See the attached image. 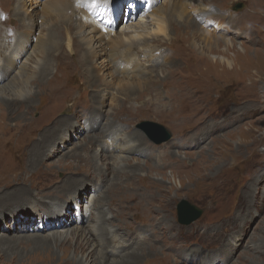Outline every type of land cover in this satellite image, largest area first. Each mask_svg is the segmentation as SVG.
Wrapping results in <instances>:
<instances>
[{
	"label": "rangeland",
	"instance_id": "1",
	"mask_svg": "<svg viewBox=\"0 0 264 264\" xmlns=\"http://www.w3.org/2000/svg\"><path fill=\"white\" fill-rule=\"evenodd\" d=\"M99 1L114 10L113 33L141 31L147 0L135 13L133 0ZM182 1H150L165 23L132 54L148 71L125 79L108 62L115 48L99 58L86 49L80 29L94 25L71 0H0V94L30 92L0 97V264H264V0ZM245 11L234 48L199 49L203 37L233 39L225 30ZM151 48L159 65L145 60ZM56 66L70 93L51 81ZM144 121L169 139L156 144ZM110 133L140 141L141 153L111 151ZM182 200L199 218L180 223ZM99 212L105 230L94 236ZM59 234L62 246H42ZM79 236L89 256L74 252ZM110 236L112 248L128 245L118 256Z\"/></svg>",
	"mask_w": 264,
	"mask_h": 264
},
{
	"label": "bare ground",
	"instance_id": "2",
	"mask_svg": "<svg viewBox=\"0 0 264 264\" xmlns=\"http://www.w3.org/2000/svg\"><path fill=\"white\" fill-rule=\"evenodd\" d=\"M150 1L151 0H147V3H146L147 6H145L144 13L141 15V20H139V23L137 24V29H140L141 31H139V32H133V31L126 32L124 29V31H119L118 33L115 34L112 32V30H110L111 27L114 28L115 23H116L115 14H114V10L112 9V7H109L107 2H100L99 0H97L96 3H91L90 0H71L75 9H80L81 11L84 10L86 12V14L89 16V17L84 16L83 20L84 21H90L94 25V27H92V28L89 27L88 31H86L85 29H82V28L80 29V37H81V40L85 43L86 49H88L90 51V53L93 56H95L96 58L104 56L106 49L109 47H113L116 49V51H111L112 54L110 57L107 55V57H109L108 58L109 59L108 60L109 65L115 74L114 77H116V78H120L121 76H124L125 79H129V77L131 75H134V74L140 75V74H144L148 71L147 70L148 65L144 66V65L138 64L136 59H134L132 54L136 53L137 50L144 51L143 46L140 47L141 43L138 41V40H141L143 35H145V34L147 35L148 32H150V34H152L154 30H158L165 23L164 16L166 15V13L163 14L160 12V13L153 15L152 12H149L153 8V5L150 3ZM168 1H169V4H167V5L168 6L171 5V8L173 10H174V8H176V4L180 5L179 3L183 2L182 0H168ZM132 4L134 5L132 7V9L133 10L136 9L134 11V13H135V12H137V9L140 6V0H133ZM182 5H184V4L182 3ZM43 10L46 11V9H44V8H43ZM258 11H260V13H261V10H258ZM203 13L204 12H202V14L200 15V20H203V19L206 20L207 19V17ZM209 14H211V13H209ZM243 17H247V11H245L241 16L236 17L232 22H230L229 28L227 30H225V34H227L230 31L229 29H231V28L236 31L237 26H238V23L236 21L238 18H240V20H241ZM144 19H147V21H144ZM107 25H109V26H107ZM149 26H152V32H151V29L149 30ZM85 27H87V25ZM129 28H131V27L129 26ZM221 28H222L221 24L215 23V29H221ZM197 31L198 32H196V30H195L194 33L192 34L194 37H196V35L198 33H199L198 37H201V36L203 37V33L206 34L205 31L204 30L202 31L201 28H199V29L197 28ZM244 31L245 30L238 29L234 33L235 37H233V39H231V40L230 39L226 40V39L222 38V39H215L214 41L210 42L208 40V38L204 39V37H203L202 42L204 43V48L201 47L199 49H201L202 51L203 50L210 51L212 49H217L218 46H220V45H224L226 50H230L234 46V43H235L234 39L237 37V35L239 33H242ZM67 39H68V41H70V36L67 35ZM92 41H96V44L91 43ZM239 46H240L239 51L241 53H244L242 45L240 44ZM153 49L154 48H151L150 50H145V54H144L145 60L148 61L149 59H151L155 65H159V63L161 62V59H162V55H161V53L154 54ZM34 60H36V58H34ZM0 63H2V61H0ZM197 63H198V61H197ZM106 66H107V68H109L108 63ZM9 67H11V66H9ZM103 68H104V66H103ZM12 70H14V67H11L10 71H12ZM24 70H25V68L23 67V64H22V66H20L17 69V72L13 76L14 78H12V80L14 79L16 82H21V79L25 76V74H23ZM55 70H56V72H54V75L52 76L51 81L57 86L58 92L62 95L66 94V93H70L69 92L70 84H69V82H67L68 79L65 77L64 73L61 72L60 67L56 66ZM122 79L123 78H121V80ZM9 84H7V85H9ZM9 86H8V90L10 89L9 90L10 94L5 92L3 89L1 90L3 92H1V94H0V97L5 100L6 104L16 103V102L19 103V101H21V100H18L16 98L20 97L21 91H22V93H24L26 95H28L30 93V92L23 91L25 89L22 90V88L17 90V87H18L17 85H14V86L12 85L13 87H9ZM182 123H184V121H182ZM108 139L111 141V143L109 144L111 151H114L118 155L129 156L131 154L141 153V151H140L141 142L140 141L136 140V141H134V143H132V142H130V138L126 137L123 134H117V133H110L108 136ZM124 142H126V144ZM120 159L121 160H127V158H125L123 156ZM163 160H165V158ZM166 160L170 161L171 158H169V156H168L166 158ZM122 163H123V161H122ZM96 177L99 178L97 180L102 181V175L101 174H97ZM97 183H100V182L97 181ZM94 197H95L94 195L91 197V201H92V199H94ZM91 201H89V203ZM85 211L88 212V209H85ZM103 216H104L103 213H101V217H100V212H99V213H97V215H95V216L92 215L90 217V220H93L95 222L93 226H97L96 228L93 229V232H92L94 236L95 235L101 236L102 231L105 230L104 226H103L104 225ZM64 221L70 222V219L67 218V219H64ZM84 221L85 220L83 218H80V220L78 222L82 223ZM63 224H65V222H63ZM78 229L80 230V227H75V230H78ZM58 236H59L58 238H55L52 236L51 239H43L42 246L47 247V246H50L52 244L55 248H57L58 246H62V243L67 239V234L64 237H63V234H59ZM100 241H101V237H99L97 242H100ZM89 242H90V240L86 237H80V236L76 237V241L74 242V252L76 254H80L82 257L89 256L90 253L85 254L86 251L88 250L89 245H90ZM108 242L110 243L109 251L114 253V256H118V254L122 253L123 250L127 249V247H128V245L124 244V246H120V247L116 246L118 248H116V247L112 248L111 245L117 244V243H116V239L114 237H111V236H110V238H108ZM87 243H88V247H86ZM101 263L105 264L106 260L104 258H102ZM69 264H79V263L72 261Z\"/></svg>",
	"mask_w": 264,
	"mask_h": 264
},
{
	"label": "water",
	"instance_id": "3",
	"mask_svg": "<svg viewBox=\"0 0 264 264\" xmlns=\"http://www.w3.org/2000/svg\"><path fill=\"white\" fill-rule=\"evenodd\" d=\"M243 7L241 3H237L233 6V10H240ZM140 127L149 135L154 137L156 144L167 141L170 137L169 133L161 125L144 121L140 124ZM177 215L180 223H190L201 215V211L195 206L191 205L186 200L180 201L177 207Z\"/></svg>",
	"mask_w": 264,
	"mask_h": 264
}]
</instances>
